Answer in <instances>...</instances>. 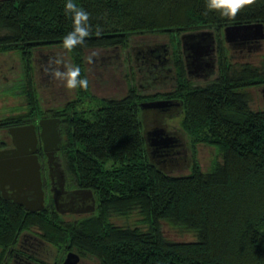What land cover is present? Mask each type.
I'll list each match as a JSON object with an SVG mask.
<instances>
[{
  "label": "trees",
  "instance_id": "1",
  "mask_svg": "<svg viewBox=\"0 0 264 264\" xmlns=\"http://www.w3.org/2000/svg\"><path fill=\"white\" fill-rule=\"evenodd\" d=\"M64 3L0 0V54L20 55L30 109L8 118L3 129L24 125L23 119L41 111L31 65L40 51L65 52L88 78L87 52L128 49L139 35L207 29L220 47L219 78L204 88L189 87L190 79L181 85L180 129L192 147L186 175L160 170L149 159L137 87L123 98L101 99V107L86 112L78 107L92 95L91 86L78 87V100L51 115L62 120L60 154L69 185L92 190L97 211L67 222L52 207L31 213L0 192V264L29 232L100 264H264V107L252 109L255 90L264 87V60L261 66L235 62L221 39L229 25L264 23V0H251L234 17L207 8V0H76L90 13L91 32L71 50L62 47L73 28ZM179 61L177 71L174 57L176 83L187 75L185 61ZM200 142L222 156L207 171L197 157ZM136 212L146 231L112 222L113 215L129 218ZM163 224L197 239H169Z\"/></svg>",
  "mask_w": 264,
  "mask_h": 264
},
{
  "label": "rangeland",
  "instance_id": "2",
  "mask_svg": "<svg viewBox=\"0 0 264 264\" xmlns=\"http://www.w3.org/2000/svg\"><path fill=\"white\" fill-rule=\"evenodd\" d=\"M191 32V31H190ZM184 33L174 31L173 33H161L158 35H139L135 37L128 49L119 48L114 50H96L95 52L86 53V67L88 72V80L91 86V94L80 103L78 109L81 111L97 110L100 105L101 99L108 98H123L127 96L130 87H137L138 92L141 94V101L145 99L163 100L164 98H175L183 96L185 93L182 91L181 85L189 80L186 76L178 79L174 89L169 86L162 85V82L156 83L153 88H147V83L140 80V73L134 58L135 48L147 45L151 46L156 43H169L173 46V54L175 57V68L177 71L179 60L183 61L181 36ZM224 37L222 34L221 39ZM225 43V42H224ZM227 46V44H225ZM258 46V47H257ZM257 46L250 49H236L235 52L226 54L238 63H250L256 66H261L264 60V41ZM135 47V48H132ZM219 44L217 52L219 50ZM60 60L62 63L57 64L56 61ZM218 57V70L215 75L210 76L208 79L197 76L193 78L189 87L197 88L207 87L209 84L216 81L219 77L220 66ZM32 69L34 74V85H36L38 97L41 103L39 105L40 112L31 115L30 119H23L24 123H39L43 118H53L51 115L53 110L64 108L67 102H74L78 100L76 89H69L66 87L63 80L54 77L51 71L46 69L61 68L65 69L67 66H73V63L68 54L54 48L53 51H40L36 53L32 62ZM145 70L144 66H140ZM139 67V68H140ZM24 63L18 53H5L0 54V150L9 149L11 146V137L8 128L3 129L6 120L10 117L26 115L30 113L27 108L28 102L23 94L22 85L24 84L25 75ZM133 74H135L133 76ZM134 83V84H133ZM177 88V92L173 93ZM264 88V87H263ZM263 88L255 90V101L252 104V109L257 110L259 107H264ZM183 116V115H182ZM181 114L168 119V123L176 129L182 127ZM153 117V116H151ZM182 132V131H181ZM7 137V138H6ZM186 137V136H185ZM7 139V141H6ZM187 139V138H186ZM192 149V148H191ZM191 153V150H189ZM197 157L201 167L207 171L212 165L214 159L221 160L220 152L215 147H210L204 143H198ZM45 160V158H42ZM190 165H181L170 167L168 169L174 175L189 174ZM48 186V185H47ZM53 207V198H49V206ZM49 208H47L48 210ZM55 211V208H54ZM56 212V211H55ZM50 214H48L49 216ZM63 221L69 222L77 219L76 216L71 214L60 216ZM143 217L138 212L130 215L129 218L113 215L112 222L121 227H140L147 230L148 227L142 225ZM164 234L169 239L177 242H193L196 241L197 236L193 233L183 232L172 226L163 224ZM34 232L26 233L20 238L19 245L14 253L5 257L3 264H62L70 252L66 249H57L53 246L46 245ZM36 244V245H35ZM82 264H100L95 257L86 256L76 252Z\"/></svg>",
  "mask_w": 264,
  "mask_h": 264
},
{
  "label": "water",
  "instance_id": "3",
  "mask_svg": "<svg viewBox=\"0 0 264 264\" xmlns=\"http://www.w3.org/2000/svg\"><path fill=\"white\" fill-rule=\"evenodd\" d=\"M224 40L230 46H240L247 43L260 44L264 41V23H251L240 25H229L224 29ZM183 45V53L186 56V68L188 77H192V69L194 67L212 69L213 73L216 71V33L211 30H201L195 32H186L181 38ZM158 44L147 46L143 45L140 48H135L134 58L139 64L142 61L153 59L149 58L151 50L156 49ZM258 47V46H257ZM146 57V58H143ZM189 59L192 60V64L189 63ZM195 71V69H194ZM192 78H195L194 76ZM264 98V88H263ZM173 101H153L142 102L140 104L141 112L146 114L145 121L142 123L147 124L146 131L144 132L146 148L149 156V149L155 147H166L168 145H175L178 137L171 133L166 127H157L151 130L148 125L152 126V121L157 118L159 121L164 122V115L159 110L169 107ZM153 116V117H151ZM175 116V115H174ZM173 117V116H172ZM62 120L57 117L43 118L39 122V128L41 130L38 135L36 124H24L20 126L10 127V135L13 143V147L9 149L0 150V192L3 199L6 201L14 202L18 206L26 209L28 212H44L46 198L43 181H42V164H40L39 156L37 153L39 138L43 143V149L47 153V163L50 168H59L58 172L63 173L60 169L62 163L59 162L60 150L62 147V134L60 131V125ZM166 123V121L164 122ZM163 124V123H162ZM161 125V124H160ZM180 135H184L181 130L178 132ZM184 135L183 137H185ZM183 148V147H178ZM177 148V149H178ZM179 156H171L167 160L166 164L153 163L160 170L171 173L167 165L173 166H185L189 165L184 160L183 154L179 153ZM64 165V164H63ZM63 179V183H64ZM75 195H84L91 198V203L83 209L74 210L72 212L89 213L95 209V199L92 190L79 189L74 192ZM61 197L55 195V206L57 210L64 213L61 208ZM81 258L75 252H70L62 264H81Z\"/></svg>",
  "mask_w": 264,
  "mask_h": 264
},
{
  "label": "flooded vegetation",
  "instance_id": "4",
  "mask_svg": "<svg viewBox=\"0 0 264 264\" xmlns=\"http://www.w3.org/2000/svg\"><path fill=\"white\" fill-rule=\"evenodd\" d=\"M195 31H201V30H195ZM195 31H191V32H195ZM184 33H186V32H184ZM182 36H181V38H182ZM156 44H158L159 47L151 50L150 57H149V58H153V59L148 60V58L143 57V58H146L147 60L146 61L144 60L137 65L139 73L141 75L140 80L142 79V80L146 81L147 86H148L147 88H153V86L156 85V83L162 82L163 86L166 85V86H169L170 88L173 89L176 87V80H177L176 76H175V69L173 68V63H174L173 49H172L173 46H171V44H169V43H156ZM181 45H182V41H181ZM255 45H256V43H253V42L247 43L244 46L243 45L230 46V44H227V48H228L229 53H230V52H235L236 49H241V48L252 50V48L255 47ZM216 52H217V50H216ZM182 53H183V45H182ZM183 57H184L185 68H186V56H184V53H183ZM189 63L192 64L191 59H189ZM141 65L145 67V70L140 67ZM217 65H218V58L216 56V69L218 70ZM194 69H195V71H194ZM194 69H192V72H193L192 77L194 76L196 78H197V76H200V77L202 76L205 79H208L210 76H213V75H215V73H217V71H215V73H213L212 69L199 68V70H197L195 67H194ZM187 77H188V72H187ZM192 77L191 78L188 77V79L193 80ZM164 100L174 102V103H171V105L169 107H165L164 109L159 110L160 113L164 115V118H165L164 122L166 121V123H164L163 121H159L156 118V119H154V121H152L153 122L152 126L148 125V128H150L151 130L154 131V129H156L158 126L159 127H166L167 126V129L171 133H175L174 135H176L178 137V140H177V143L175 145H168L166 147L150 148L149 149V156L152 159L153 163H158L161 166V164L167 163V160L169 159V157H171V156L178 157L179 156L178 154L182 153L184 156L183 157L184 160L188 164V162L190 160L189 150L192 151V149H191L192 147L190 146L186 137H183L184 135L178 134V132L181 129L173 128L168 123V119L170 117H172L174 115L176 116V114L177 115L181 114V116L184 114L183 112H184V107H185V101L181 96L175 97V98H164L161 101H164ZM153 101H159V100H157V99L142 100V102H153ZM142 102L140 104H142ZM141 114H142V120L145 121V117H146L145 112L142 111ZM34 124H36V126H37L36 130H38V135H39L41 132V130L39 128V123H34ZM61 125H62V122H61ZM61 125L59 128L60 131L62 130ZM143 126H144L143 127V133H144L146 131L147 124L144 122ZM8 131H9V129H8ZM61 134H62V131H61ZM10 137H11V135H10ZM6 141H7V139H6ZM11 141H12V139H11ZM12 147H13V143L11 142V146L9 148H12ZM178 147H183V148H178ZM37 153L39 156L40 164H42L41 175H42V181H43V186H44V191H45L44 197L46 198V203H45L46 209H45V211L47 210V207L49 206V198H53V207L55 208V211L58 212L59 216H65V215L71 214L72 216H76L77 218H80L82 216L83 217L91 216V214L96 213L97 207H98L96 196H94L95 209L93 211H91L89 213H85V212L75 213V212L71 211L72 209L79 210V209H83L84 207H87L91 203V198H88V196H84V195H80V194L79 195L74 194V192L78 191L80 188L77 189V188H71L70 187L69 182H68V179H69L68 174H66L65 167L62 163L61 154L59 157V162L62 163V166L60 167V169L63 170V173H60V171L58 172L59 168L58 169L57 168H52V169L50 168L49 164L47 163V153L43 149V143H42V141H40V138H39V145H38ZM42 158H45V160L41 161ZM63 179L65 180L64 183H63ZM56 194L59 197H61V200H62L61 208H62L64 213L59 212L55 206V195ZM80 263H81V261H80Z\"/></svg>",
  "mask_w": 264,
  "mask_h": 264
},
{
  "label": "clouds",
  "instance_id": "5",
  "mask_svg": "<svg viewBox=\"0 0 264 264\" xmlns=\"http://www.w3.org/2000/svg\"><path fill=\"white\" fill-rule=\"evenodd\" d=\"M250 3L251 0H207V8L218 10L221 15L234 17ZM64 9L66 14L72 17L73 28L63 37L62 47L71 50L87 42L86 37L91 32L90 13L79 6L76 0H65ZM56 63L62 62L57 60ZM46 71H51L55 78L63 80L69 89L89 87V80L81 74V67L78 64L67 66L65 69L55 68Z\"/></svg>",
  "mask_w": 264,
  "mask_h": 264
}]
</instances>
